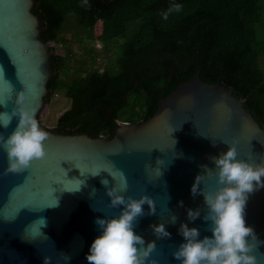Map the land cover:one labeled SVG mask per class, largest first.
Here are the masks:
<instances>
[{"label":"water","instance_id":"95a60500","mask_svg":"<svg viewBox=\"0 0 264 264\" xmlns=\"http://www.w3.org/2000/svg\"><path fill=\"white\" fill-rule=\"evenodd\" d=\"M33 7L34 0H0V112L10 113L22 91L25 106L36 109L40 127L50 134L45 141L46 157L33 161L20 174H3L8 157L0 147V264H44L45 256H51L55 264L63 259L61 253L69 257L61 264H88L91 244L103 231L96 219L118 216L124 208L111 207L107 195V189L120 181L108 172L117 170L127 179L126 198L148 194L156 201V214L147 215L150 209L145 204V215L134 224V231L146 243L156 241L149 264L151 259L158 264H182L173 257L184 242L179 232L182 223L197 227L200 239L212 236L211 221L203 218L208 212L204 197L191 193L196 176L204 172L201 166L215 171L210 157L226 152L234 140L238 141V159L264 162V128L243 99L219 82L203 81L199 70L161 98L147 120L118 121L112 138L63 134L45 127L40 114L53 75L55 42L42 40L43 27ZM5 79L13 85L11 93L5 90ZM17 124L18 118H13L9 128L0 126V132L7 137ZM174 128L176 143L170 135ZM105 179L107 186L102 183ZM217 179L206 177L201 187L214 191ZM188 209H199L200 217L190 221ZM174 215L175 224L171 223ZM245 219L264 241V188L249 195ZM162 222L170 238H157L150 227ZM257 255L259 264H264V244Z\"/></svg>","mask_w":264,"mask_h":264},{"label":"trees","instance_id":"16d2710c","mask_svg":"<svg viewBox=\"0 0 264 264\" xmlns=\"http://www.w3.org/2000/svg\"><path fill=\"white\" fill-rule=\"evenodd\" d=\"M173 4L182 5L164 19ZM42 40L67 44L63 55L51 48L48 102L64 92L71 104L53 130L63 134L113 137L118 121L138 123L157 110L161 98L197 70L244 100L264 128V0H34ZM75 19L86 40L95 38L115 56L103 70L93 68L97 48L79 58L65 28ZM92 44H94L92 42ZM79 77L68 79L73 65ZM133 112V113H131ZM131 113V114H130Z\"/></svg>","mask_w":264,"mask_h":264},{"label":"clouds","instance_id":"9594fccd","mask_svg":"<svg viewBox=\"0 0 264 264\" xmlns=\"http://www.w3.org/2000/svg\"><path fill=\"white\" fill-rule=\"evenodd\" d=\"M87 2L88 0H84L85 6ZM181 9L182 5L173 4L162 15L167 19L170 13L179 12ZM4 84L5 90L11 93L13 85L6 79ZM25 99V94L20 91L16 98L17 106L13 107L10 113L0 112V126L5 129L12 124L13 118H18L16 128L7 137L0 132V147L6 150L8 157V167L4 169V175L23 173L31 167L33 161L43 160L47 155L45 141L49 139L50 134L40 127L36 119V109L26 107ZM2 104L7 106V101ZM175 130L176 128L170 133L174 141L172 133ZM237 143L238 141L234 140L226 152L218 157H210L215 171L207 165H202L204 172L195 178L191 193L193 197L197 194L204 197L208 212L203 218L205 221H211L212 236L200 239L197 227L182 223L179 232L184 237V242L173 252V257L182 264H259L257 252L264 241L259 240L253 227L246 224L245 209L249 195L264 188V162L238 159ZM75 167L79 168L76 165ZM63 170L67 176L65 169ZM101 171L92 175L97 176ZM108 173L115 181L117 176L120 177L118 184L107 189V195L111 198L110 206L116 208L123 205L124 208L118 216L96 219L103 231L91 244L87 255L88 264H149V258L157 248L156 241L146 243L145 238L134 231V224L145 215V204L150 209L147 215L156 214V201L148 194L139 199L131 196L126 198L123 194L128 189L125 174L120 170ZM206 177H218V187L214 191L201 187ZM83 183L84 181L80 186ZM102 183L107 186L108 180L105 179ZM56 201L57 205V198ZM180 204L183 206V201ZM187 215L190 221H195L200 217L201 211L188 209ZM176 220L174 215L171 223L175 224ZM150 227L157 238L171 237L163 222L152 224ZM61 255L63 259L56 260L55 264L69 259L63 253ZM44 264H52V257L45 256ZM150 264H158V261L151 259Z\"/></svg>","mask_w":264,"mask_h":264},{"label":"rangeland","instance_id":"374dc122","mask_svg":"<svg viewBox=\"0 0 264 264\" xmlns=\"http://www.w3.org/2000/svg\"><path fill=\"white\" fill-rule=\"evenodd\" d=\"M102 32V21H98L96 24V29H95V38L92 41L94 44L91 42V46H94L99 50L97 52L96 56L94 57V63L91 65L93 68H98L100 70H103L107 65H109L114 56V47H110L108 51H103L104 47L102 44L97 41L96 38L99 37V35ZM84 29H82L80 26H78L75 22V19L71 18L68 26L65 28V37L66 40L69 41V46L72 47L76 53L78 54L79 58H87V60L90 62L89 57L82 55L84 51L86 52L89 51L90 47L88 44L90 43L88 40H86V36L84 35ZM66 46L67 44H60V43H55L53 48L54 52L56 54L63 55L64 52L66 51ZM84 54H87V53ZM80 59L76 60L73 62L71 60L70 65H73V69H71V75L68 77V79L74 78V77H79L80 73L74 72L75 69L77 70L80 67ZM261 63H264V58L261 59ZM71 100L64 95V92H57L54 94L50 100L47 102L41 111L40 114V122L47 128H54L56 126V121L58 117L70 107ZM133 113V112H131ZM130 113V114H131Z\"/></svg>","mask_w":264,"mask_h":264},{"label":"flooded vegetation","instance_id":"af4514ba","mask_svg":"<svg viewBox=\"0 0 264 264\" xmlns=\"http://www.w3.org/2000/svg\"><path fill=\"white\" fill-rule=\"evenodd\" d=\"M52 129V128H51Z\"/></svg>","mask_w":264,"mask_h":264}]
</instances>
